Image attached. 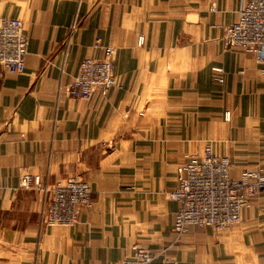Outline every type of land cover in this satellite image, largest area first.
Returning a JSON list of instances; mask_svg holds the SVG:
<instances>
[{"label":"crops","instance_id":"obj_1","mask_svg":"<svg viewBox=\"0 0 264 264\" xmlns=\"http://www.w3.org/2000/svg\"><path fill=\"white\" fill-rule=\"evenodd\" d=\"M241 2L0 0L29 34L26 69L0 66V264H121L135 245L176 264H264V192L237 226L186 234L169 197L184 156L207 144L234 177L264 171V66L223 45ZM98 38L123 88L72 97ZM25 173L86 180L92 209L72 227L45 225L46 196Z\"/></svg>","mask_w":264,"mask_h":264},{"label":"built area","instance_id":"obj_2","mask_svg":"<svg viewBox=\"0 0 264 264\" xmlns=\"http://www.w3.org/2000/svg\"><path fill=\"white\" fill-rule=\"evenodd\" d=\"M213 3L212 10L216 11ZM139 44L142 39H139ZM226 49H237L264 66V0H242L238 19L226 28L223 36ZM29 34L24 21L16 17L0 16V66L11 75L26 69ZM96 54L84 58L67 93L76 98L92 99L95 94L105 98L114 87L123 88L115 74L116 51L104 46L98 38ZM218 72L222 71L217 69ZM223 81L221 75L215 77ZM230 113L227 112V119ZM229 159L217 156L210 144L201 156L186 154L178 172L177 185L169 197L178 203L174 230L186 234L192 228L212 227L221 230L242 222V211L248 200L264 192L263 169H246L238 177L230 174ZM22 185L41 191L46 196L43 223L48 226L72 227L77 224L82 209H92L93 189L76 176H69L53 184L40 181L32 174L21 177ZM121 264H176L145 246H134V253Z\"/></svg>","mask_w":264,"mask_h":264}]
</instances>
